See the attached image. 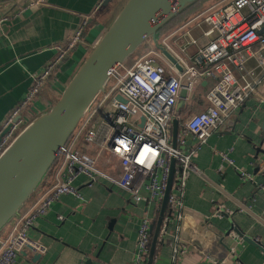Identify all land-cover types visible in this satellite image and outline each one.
<instances>
[{
    "label": "crops",
    "instance_id": "1",
    "mask_svg": "<svg viewBox=\"0 0 264 264\" xmlns=\"http://www.w3.org/2000/svg\"><path fill=\"white\" fill-rule=\"evenodd\" d=\"M29 2L0 0V128L31 88L34 76L55 59L57 47L86 21L82 41L42 89L30 118L46 110L47 101L59 96L125 0H112L102 8V0H45L43 5L31 6ZM186 31L177 33L178 45L192 38L206 44L196 31L190 35ZM163 37L157 36L158 44ZM248 65L253 67L255 61ZM210 86L211 81L200 83L178 111L180 121L205 110L204 95ZM256 93L228 114L197 149L193 163L203 177L191 174L187 179L182 219L167 207L164 216L169 219L160 229L151 264H264V193L259 190L264 184V80ZM187 142L192 144L194 139L189 137ZM98 166L110 170L102 162ZM235 168L251 179L242 180ZM74 185L77 195L59 197L29 232L46 252H22L15 264H130L144 218L153 226L151 244L161 205L135 204L105 181L88 185L79 177Z\"/></svg>",
    "mask_w": 264,
    "mask_h": 264
},
{
    "label": "built area",
    "instance_id": "2",
    "mask_svg": "<svg viewBox=\"0 0 264 264\" xmlns=\"http://www.w3.org/2000/svg\"><path fill=\"white\" fill-rule=\"evenodd\" d=\"M44 2L30 0L29 5ZM85 26L83 21L57 47L55 59L34 76L31 88L1 126L0 134L9 129L0 138V156L32 121L29 114L42 88L82 41ZM181 29H187L188 35L196 31L206 44L199 45L198 39L192 38L178 45ZM159 45L177 66L153 47L132 62L126 60L108 71L104 90L93 100L67 143L56 151L50 185L45 189L39 185L0 234V264H15L22 252H46L29 232L59 197L77 195L74 182L79 177L88 185L105 181L135 204L156 203L160 207L173 160L167 207L182 219L186 181L191 174L203 177L193 163L194 154L228 114L257 95V87L264 80V0H217L163 37ZM192 46L197 48L194 53L189 51ZM251 60L255 61L253 67L248 65ZM202 81H211L204 95L205 110L180 121L175 111L180 92H186L187 101ZM39 114L36 111L34 115ZM174 120L178 131L172 147ZM189 137L194 143L187 142ZM221 157L233 164L225 154ZM99 162L110 170L101 169ZM235 170L242 180L251 179L241 169ZM259 190L264 193V184ZM168 219L164 216L162 226ZM150 241V221L144 218L130 264H146Z\"/></svg>",
    "mask_w": 264,
    "mask_h": 264
},
{
    "label": "water",
    "instance_id": "3",
    "mask_svg": "<svg viewBox=\"0 0 264 264\" xmlns=\"http://www.w3.org/2000/svg\"><path fill=\"white\" fill-rule=\"evenodd\" d=\"M111 1L104 0L100 8ZM198 1L200 0H125L112 23L92 46L54 104L35 116L0 156V231L17 215L41 184L55 162L58 148L67 143L93 100L104 90L108 71L113 66L125 62L148 38L152 39L156 50L177 66L170 54L158 44L157 33ZM1 16L3 18L2 9L0 19ZM185 97L186 92L181 91L175 108L177 113L184 108ZM8 129L9 127L3 130L0 138ZM177 131V121L174 120L172 147H175ZM173 170L174 161L171 160L169 179L147 264L152 263L154 247L167 209ZM152 230L153 226L150 227V232Z\"/></svg>",
    "mask_w": 264,
    "mask_h": 264
},
{
    "label": "trees",
    "instance_id": "4",
    "mask_svg": "<svg viewBox=\"0 0 264 264\" xmlns=\"http://www.w3.org/2000/svg\"><path fill=\"white\" fill-rule=\"evenodd\" d=\"M216 1V0H215ZM214 1V2H215ZM201 2L193 5L192 7H189L187 10H185L183 13L179 14L177 17H175L174 19H172L169 23H167L164 27H162L158 33H157V36L158 38L160 37H163L165 34L169 33L170 31L174 30L175 28H177L178 26H180L181 24H183V22L188 19H190L192 17L193 14H197L199 12H201L203 10V8H199L200 7V4ZM116 13V12H115ZM111 16V18L107 21V23H105V28H108V25L110 24V20L114 17V14ZM195 16V15H194ZM110 21V22H109ZM175 23V24H174ZM176 26V27H175ZM175 27V28H174ZM89 53V52H88ZM87 53V54H88ZM86 54V56H87ZM84 56V58L86 57ZM84 58L81 60V62L84 60ZM81 62L79 63V65L81 64ZM78 65V67H79ZM77 67V68H78ZM76 68V69H77ZM76 71V70H75ZM53 76V75H52ZM52 76L48 79L47 83L49 82V80L52 78ZM47 83L45 84V86L47 85ZM44 86V87H45ZM43 87V88H44ZM42 88V89H43ZM42 91V90H41ZM40 96V95H39ZM38 96V97H39ZM59 96L53 98L52 100H48L47 102V105L46 106H51L52 104H54V102L58 99ZM56 164L52 165V167L50 168V170L48 171V173L46 174V176L44 177V179L42 180L41 184H40V187L42 188H47L50 183H51V175H52V172H53V169L55 167ZM7 226L6 225L1 231H0V234H3L6 229H7Z\"/></svg>",
    "mask_w": 264,
    "mask_h": 264
},
{
    "label": "rangeland",
    "instance_id": "5",
    "mask_svg": "<svg viewBox=\"0 0 264 264\" xmlns=\"http://www.w3.org/2000/svg\"><path fill=\"white\" fill-rule=\"evenodd\" d=\"M214 1L215 0H200V1H198V2H196V3H194V4H192L190 7H192L193 5H195V4H197V3H199V2H201L199 5H200V7L199 8H203V10L205 9V8H207L209 5H211L212 3H214ZM217 1V0H216ZM189 8V7H188ZM187 8V9H188ZM186 9V10H187ZM202 10V11H203ZM184 12V11H183ZM198 14V13H197ZM197 14H193L192 15V17H194V15L196 16ZM191 17V18H192ZM188 20V19H187ZM186 20V21H187ZM185 22V21H184ZM183 22V23H184ZM175 24V23H174ZM176 27V26H175ZM174 27V28H175ZM152 39L151 38H148L146 41H145V43L143 44V45H141L128 59H127V62H132L133 60H135V59H137L138 57H140L141 55H143L144 53H146L148 50H150V48L151 47H153L152 46Z\"/></svg>",
    "mask_w": 264,
    "mask_h": 264
}]
</instances>
